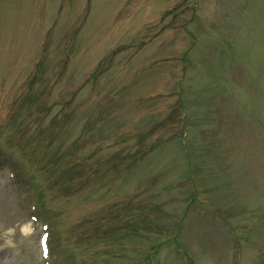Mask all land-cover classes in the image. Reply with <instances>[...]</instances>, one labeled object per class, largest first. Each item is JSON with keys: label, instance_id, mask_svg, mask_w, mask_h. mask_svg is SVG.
I'll return each mask as SVG.
<instances>
[{"label": "rangeland", "instance_id": "1", "mask_svg": "<svg viewBox=\"0 0 264 264\" xmlns=\"http://www.w3.org/2000/svg\"><path fill=\"white\" fill-rule=\"evenodd\" d=\"M0 264H264V0H0Z\"/></svg>", "mask_w": 264, "mask_h": 264}]
</instances>
